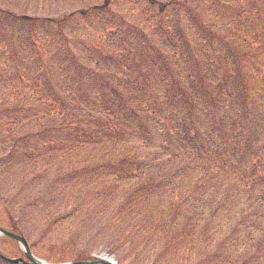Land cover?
Masks as SVG:
<instances>
[{
    "label": "rangeland",
    "instance_id": "1",
    "mask_svg": "<svg viewBox=\"0 0 264 264\" xmlns=\"http://www.w3.org/2000/svg\"><path fill=\"white\" fill-rule=\"evenodd\" d=\"M52 1L62 5L54 9L51 0H19L17 5L25 6L23 13L33 18L46 16L51 8L48 13L57 18L52 24L58 25L35 19L14 24L4 13L0 27V226L25 237L31 253L51 264L102 256L118 264H135L132 254L142 247L152 254L162 250L157 264H246L245 259L260 247L248 241V233L253 235L254 230L232 229L230 221L225 225L218 214L212 221L217 226L202 236L175 217L178 213L183 217L185 211L174 209L172 202L178 203L188 184L196 189L203 180L200 163L191 161L194 152L187 158L191 146L181 154L182 163L188 160L191 164L181 169L175 179L178 184L157 187L147 199L142 197L143 222L130 237L125 228L128 222L120 220L124 207L120 200L138 183L135 178L121 177L110 163L126 154L135 158L146 142L140 139L134 110L145 107L149 114L150 108L162 109L167 118H178L183 128L187 124L183 106L199 87L208 91L207 85L212 90L223 81L241 80L232 100L216 90L217 100L229 106L218 107L224 110L222 123L235 117L237 101L250 113L258 102L255 113L260 111L264 94L259 97L256 90L264 93V0H229V11L218 6L221 0H189L197 11L196 19L172 0ZM176 1L188 5L185 0ZM233 6L239 9L237 13L230 10ZM198 20L206 24L205 31L197 32ZM177 22H181L179 27ZM12 30L14 39H10ZM31 34L42 49L40 57L39 49L28 44ZM172 35L176 43L160 44L161 38ZM242 37L249 40L244 42ZM101 51L113 57L96 65L84 56ZM163 59L169 65L164 66ZM209 62L211 67L206 70ZM16 72L25 75L26 85H19ZM164 75L171 81L166 86L158 78ZM198 92L200 97L195 100L200 101L194 110L202 106L211 111L208 118L192 108L193 114L210 133L209 118L218 112L217 103L213 110L207 92ZM56 99L68 107H56L60 105ZM156 116L161 115H152V123ZM87 121L100 127L95 134L102 141L96 146L83 142L82 136L95 135L87 131L82 135L85 127L91 129ZM6 134L13 141L3 146ZM208 138H204L206 150ZM21 148L33 149L35 155L25 157ZM11 151L14 156H1ZM229 197L235 198L233 191ZM199 205L200 201L195 203L196 210L201 209ZM66 214L70 216L51 223ZM126 217L136 218L130 213ZM235 218L231 216L232 221ZM178 220L184 223L180 233L171 228ZM130 238L140 244L126 242ZM0 254L23 258L19 244L3 234ZM136 259L140 263V255ZM0 264L9 263L0 258Z\"/></svg>",
    "mask_w": 264,
    "mask_h": 264
},
{
    "label": "trees",
    "instance_id": "2",
    "mask_svg": "<svg viewBox=\"0 0 264 264\" xmlns=\"http://www.w3.org/2000/svg\"><path fill=\"white\" fill-rule=\"evenodd\" d=\"M220 88V87H218ZM222 91H225L227 88H220ZM229 107L228 105H224V108ZM264 119V118H263ZM263 119H257L262 121ZM233 120H235V118L233 117ZM231 119H228L226 122H223L219 125L220 130L215 129V125H214V121L213 123L210 124V128L212 130H210V133H212V135H214L215 133H217L219 135V138L221 140L222 139H228V138H236V135H241L240 132H237L236 129L233 128L234 126V121ZM233 121V122H232ZM172 124V123H171ZM251 127V125H250ZM253 128V127H252ZM170 129H173L175 131V133L178 136H184V138H179V142L183 143L185 142V139H191L192 136L190 133H187V130L185 129H180L179 126H175L174 128L172 126H170ZM226 131L229 132L226 135ZM242 131V129H241ZM255 132V128H253V130L251 131L252 134H254ZM211 135V136H212ZM212 139H214V137L212 136ZM239 146V145H238ZM237 146V147H238ZM246 147V146H245ZM185 147L181 148H175L174 150H170V152H168L166 154V157L163 159V161L165 162V166H172L174 164H180L183 160L181 158V154L184 151ZM208 152H211L212 154L214 153V155H218V160L220 158H223V160H221L222 162L220 164H217L215 162H213L211 160V158L208 155H205L203 157H194V161L198 160V162L200 163L198 165V168L202 170V176H203V180H200L197 182L196 184V189L191 188L192 190V195H188L186 196V201L188 202L189 199L192 200L193 203H198L199 201L201 203L205 202V200L207 199L206 195L209 192V189H212L213 191H217L218 188L224 184H226V182H237L238 185H236V189L235 192H240L246 196H249L251 194H257V196H259V200L257 201L258 204L261 208V211L264 215V194L261 191L257 190V186L255 185L254 182V177L256 176V174L259 172V176H263L264 177V170H262V166H260L259 164V160H258V156H256L255 160H254V164L252 165H248V161L246 160L243 164L236 166L234 163L235 158L238 157V155L236 154H242L245 155L246 150H244L243 147L235 149V150H230V148L226 147V146H222L220 147L219 144H215L214 145H210L208 147ZM216 149H218V151L216 152ZM247 149V147H246ZM167 150V146H166V141L164 140H159L156 142H149V143H145V145H143L142 149H141V153L139 155V159H142L140 162L141 164L139 165L136 160H126V164L125 167L126 169H124V172L128 173L129 167L134 165V169H138L140 172L144 173L145 170L149 169L150 166H156L158 164V159L157 156L163 152ZM167 152V151H166ZM218 153V154H217ZM254 155V154H253ZM161 156V155H160ZM220 157V158H219ZM156 158V159H155ZM127 159V158H126ZM123 166L121 165V170H122ZM258 170V171H257ZM167 173H162L161 171H158L156 175H158V178H163V177H167V175L169 174V170H166ZM262 174V175H260ZM197 191V192H196ZM204 192V194L202 193ZM184 203V200H183ZM260 215V214H259ZM262 216V215H260ZM199 221L198 220V226H199ZM244 222V220H243ZM242 222V223H243ZM241 224V223H240Z\"/></svg>",
    "mask_w": 264,
    "mask_h": 264
},
{
    "label": "bare ground",
    "instance_id": "3",
    "mask_svg": "<svg viewBox=\"0 0 264 264\" xmlns=\"http://www.w3.org/2000/svg\"><path fill=\"white\" fill-rule=\"evenodd\" d=\"M35 262L37 263V264H43L41 261H39V260H37V259H35ZM44 264H46V263H44ZM98 264V263H97ZM99 264H104V263H99Z\"/></svg>",
    "mask_w": 264,
    "mask_h": 264
},
{
    "label": "water",
    "instance_id": "4",
    "mask_svg": "<svg viewBox=\"0 0 264 264\" xmlns=\"http://www.w3.org/2000/svg\"><path fill=\"white\" fill-rule=\"evenodd\" d=\"M14 238L20 239L19 237L14 236ZM72 264H83V263H72Z\"/></svg>",
    "mask_w": 264,
    "mask_h": 264
}]
</instances>
